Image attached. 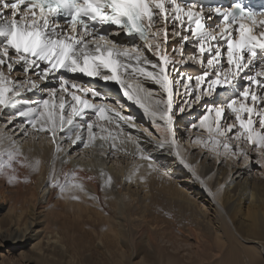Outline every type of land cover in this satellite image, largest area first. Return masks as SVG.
<instances>
[{
	"label": "snow or ice",
	"instance_id": "6c2138e0",
	"mask_svg": "<svg viewBox=\"0 0 264 264\" xmlns=\"http://www.w3.org/2000/svg\"><path fill=\"white\" fill-rule=\"evenodd\" d=\"M81 76L89 80L78 83ZM97 82L138 103L162 136L155 146L174 148L182 166L192 168L176 125L195 106L203 111L189 127L209 136L194 141L226 159L255 154L264 168V0H0V178L15 186L20 169L39 173L41 160L28 161L20 137H45L67 164L97 140L101 148L108 141L113 156L127 154L116 144L123 135L134 158L150 160L134 140L133 118L113 109ZM83 172L58 174L54 163L48 187L58 198L82 202L83 193L103 205L85 187L95 177ZM100 175L101 191L111 189V174Z\"/></svg>",
	"mask_w": 264,
	"mask_h": 264
},
{
	"label": "bare ground",
	"instance_id": "6f19581e",
	"mask_svg": "<svg viewBox=\"0 0 264 264\" xmlns=\"http://www.w3.org/2000/svg\"><path fill=\"white\" fill-rule=\"evenodd\" d=\"M17 76L19 77V74ZM83 78L84 81L89 80V78ZM132 83H138V81ZM97 84L103 90L107 89V91H112V89H114L122 93V90H120L118 86L112 82H108L107 88H104V85L99 82H97ZM146 87L155 88V85L149 83L146 85ZM130 102L137 105L135 107L140 112L145 114L144 109L141 108L138 103H135L134 101ZM101 124H103V122H101ZM125 131H128V129H125ZM133 137L134 140H137V136ZM158 137L160 140L162 139L161 135H158ZM20 139L22 141L23 155L27 157L28 161L32 162L36 159H39L42 163L39 173L30 172L28 169H20L21 182L15 186H9L5 182L4 178H0V204L9 203L10 211L8 212H13L14 217H17L14 220V231L12 230L14 232V237L19 235L22 227H26V225H28V220L25 221L24 224H21L19 217L21 218V215L24 213L34 214L39 208H41L40 205H42L44 202L45 204L46 202H51L48 204L53 206V208H51L50 206L45 205L48 207H45V209L47 208L46 210L49 212L46 215L47 219H55L53 223L61 219V216L64 217L65 214H69L73 217H81L83 214L89 212L87 208L88 204L89 206L98 204V207L101 205L99 202L89 200L83 193H78L81 195L82 201L78 202L67 197L58 198L59 194L55 189L48 187L47 190V188H43L48 184L50 179L49 175L51 174L53 166L51 164V160H53V158L56 160L54 147L52 143L43 136H41L39 139H37L35 136L28 138L20 137ZM125 139L126 138L123 135L118 137L116 140L117 146L126 149L129 153H134L135 144L122 143V141H125ZM149 141L151 140H148V142H143L142 144L154 147V149L157 150L155 152L168 149L167 152L174 153L173 148L165 147L164 149H161L155 145L152 146ZM99 144L100 141L97 140L94 146H90L88 149H82L80 154H78V151L73 152L70 162L67 164H61L59 160H57L56 170L59 174L61 169L64 171H71L76 167H80L84 169V172L81 174L82 176L95 177L93 181H84L86 189L92 194H96L102 198H105V204L109 205L108 207L114 209V211L111 212L114 213V216H110V214L107 213L109 216L105 217L107 218L106 223L100 225L101 230L104 231L105 234L110 232L111 234L117 235L118 231L123 232V229L126 228H132V230L136 229L138 236L141 237V239H146L147 245L153 248L160 256H163V253H166V250L168 249H166L163 245H171L174 241L175 235H180L194 241L196 254L199 258L198 262L195 264H264V185L252 184L251 188H249L250 183L247 181L248 178L244 179L241 173L234 172V168L230 169V167H232L230 163L224 162L223 167H220L223 162H221V165L219 164L220 166H217V162L215 160H212V163L207 162V158L200 162L199 157L196 158L190 156L189 158V153L186 152L185 158L188 164L191 163L190 165L192 167L193 165L198 166L199 163L201 164L202 170H204L205 173L203 178H205V176H207L212 171L217 172L214 184L208 186V189L212 196L215 197V199L220 203L221 211L217 210L216 213V223H218V229L215 232H212L213 230H211L209 227L210 222L207 221L206 212L198 205L197 200L192 195L195 192L191 194V192L188 193L185 190L181 191L178 186H176V183L169 181V184L171 183L170 186L165 187L168 183H165V186L161 185V190L165 193L163 195L167 198L170 197L169 200L173 202L175 207L178 208L180 212H184L185 210L182 207L184 206L182 203H185L188 208V210H186L187 214L184 216H180V214L175 226H171L169 224H165L166 222L164 223L162 221H158L157 217L150 218L147 216V212L152 206L148 203L149 201H146L150 196L151 191L156 190L154 189L152 182L155 181L157 177L159 170L158 165L154 164L153 169H149L147 165L148 163H151L150 160H138L133 171H129L128 168L124 167L117 168L115 165H110L107 162V159H109V155L111 154V148L109 147L108 141L104 142L103 149H100L98 151V155L94 156L96 151H94L92 148L99 146ZM0 147H2V145H0ZM106 147L109 148L105 149ZM140 147L144 154L149 156L150 152L147 149L144 150L142 145H140ZM107 151H110V153L108 154ZM182 152L183 151L181 150V153ZM88 153H91V155ZM106 153L107 158L105 159ZM101 154H104V156H101ZM61 155L63 156V154ZM96 159L101 160L100 163H97L98 161ZM137 168H139V172L135 173L134 170ZM103 170L106 172V174H111L114 180L113 187L104 192H102L100 189V185L103 182V177L100 175V173L103 172ZM230 173L233 174L232 179L222 194L221 186L223 182L228 179ZM129 175H132L130 177V182L129 178L126 179V177ZM25 177H27L29 182H23ZM140 177H146L147 183H143ZM203 178H201V180H203ZM123 180L126 182V184H132L140 187L139 189H142V191L145 193L144 198L142 197L143 200L135 197L137 195L134 196L131 193L130 188H123ZM9 187L13 188H10L11 191L15 188L14 191H10L11 195L13 193L15 197L6 195L5 189ZM39 189H41V192H38ZM195 189L199 191L197 187H195ZM20 191L23 193H20ZM19 193L21 194V197ZM39 196L43 198H38ZM41 199L45 201L42 202ZM126 199L128 201H126ZM244 203L247 204L246 210H243ZM57 207L59 210L54 209ZM60 207L65 208V211ZM222 210L225 212V214ZM62 211L66 213L63 215ZM115 218L120 220L115 221ZM228 219L233 224V226H235V230L232 229ZM49 222L51 223V221ZM53 223L51 226H47L46 224L44 229L48 230L51 227L49 229L50 231L53 229ZM65 223L67 222L64 221V223L61 224L66 225ZM68 224L69 223H67V225ZM53 230L50 231V233L53 232ZM32 232L37 233L34 230ZM105 234L102 236L104 237ZM243 240L255 244L256 246H245ZM259 247L263 249V252ZM121 254L124 255L123 253ZM122 255L115 253L109 258L111 261L116 260L117 264L119 263V259L117 258H123ZM167 259L168 264H178V261H176L173 257H169L167 255Z\"/></svg>",
	"mask_w": 264,
	"mask_h": 264
},
{
	"label": "rangeland",
	"instance_id": "374dc122",
	"mask_svg": "<svg viewBox=\"0 0 264 264\" xmlns=\"http://www.w3.org/2000/svg\"><path fill=\"white\" fill-rule=\"evenodd\" d=\"M18 74V72L13 73L10 78H18ZM77 82H84V78L80 77ZM41 84L44 86L45 82H41ZM108 92L112 97V99L108 101L111 107L117 111H122V114L131 116L133 118L136 126L132 131L133 136H137V140L141 142L140 145L144 147V150L147 149L150 152V162L153 165H158L159 168L157 177L155 181L152 182L154 189L156 190L151 191V194L146 201H149L148 203L152 206L147 212V216L150 218L157 217L158 221H162L164 223L166 222L165 224L175 226L179 215L181 214L180 216H184L187 214L186 210H188V208L185 203H182V205H184L182 207L185 209L184 212H180L179 209L175 207L173 202L169 200L170 197L167 198L163 195L165 193L161 190V185L165 186V183H168L165 186L168 187L171 185V183L169 184L170 181L176 183V186H178L181 191L185 190L188 193L191 192V194L195 192L192 195L197 200L198 205L206 212L207 221L210 222L209 227L211 230H213L212 232H215L218 229V223H216V213L217 210L221 211V207L220 203L210 193L208 186L214 184L217 172L212 171L207 176H205V178H203L205 173L204 170H202L201 164L199 163L198 166L193 165L191 169L182 166L178 159L174 158V148V153L167 152L168 149L155 152L157 150L154 149V147L142 144L143 142H148V140H151L149 142L153 146L156 145L157 141H160L156 131H154L155 126L151 124L147 115L140 112L135 107L137 105L128 101L121 92L114 89ZM113 100L122 103L123 109H119L117 104L113 103ZM202 111V109L194 106V108L190 110L189 113L184 114L183 117L177 122V143L179 145L180 152L181 150L183 151L182 154L184 157L186 152H188L189 158L190 156L196 158L199 157L200 162L207 158L206 161L210 163H212V160H215L217 162V166H220L221 162L226 160L225 163H230L232 166L230 169L234 168V172L241 173L244 179L248 178L247 181L250 183L249 188H251L252 184L264 185V168H261L256 162V159L254 158L255 154H252V157L247 162L243 161L242 159L236 160L234 157L226 159L224 154L217 156L214 151H210V145L206 147L203 143L194 141L192 139V137L195 136H200L202 139H206L209 136V133L205 131L198 132L196 129L189 127V125L193 123L195 118L199 116ZM3 115V113H0V116ZM4 118L7 119L6 116ZM0 123H2V121H0ZM144 129H147L148 132H151L152 137H148L146 134L141 135L140 133L143 132ZM108 148L109 147H106L105 149ZM92 149L96 151L94 156H97L98 151L103 148L96 146ZM81 150L82 148L78 150V154L81 153ZM249 152L251 153V149H249ZM107 153L109 154L110 151H107ZM107 153L105 154V159L107 158ZM88 154L91 155V153ZM101 156H104V154H101ZM96 160L98 161L97 163H100L101 161L98 159ZM138 160L141 161V159L134 158L132 152H127L126 154L125 151H118L115 153V156L110 154L107 162L110 165H115L117 168L124 167L128 168L129 171H133ZM56 161L57 159L55 160V158H53V160H51V164L53 165L56 163L55 166H57ZM223 165L224 162L220 167H223ZM192 169L195 170V174H193ZM232 175L233 174L230 173L228 179L223 182L221 186L222 194L226 190L227 185L230 183ZM131 176L132 175H129L126 177V179L130 178ZM197 176L199 179H197ZM201 178H203V180H201ZM122 182L123 188H130L131 193L134 196L137 195L135 197L143 200L145 193L142 191V189H139L140 187L132 184H126L124 180ZM195 187H197L199 191L196 190ZM10 188L13 189L12 187L5 189L6 195L15 197L13 193L11 195V192L14 191L15 188L12 191ZM43 188H47L48 190V184ZM41 189H39L38 192H41ZM20 193L23 192L20 191ZM38 198L43 197L39 196ZM41 201L44 202L45 200L41 199ZM126 201L128 200L126 199ZM48 203L49 202H46L45 204L44 202L42 205H40L41 208H39L34 214L24 213L21 215V218L19 217L21 224H24L25 221L28 220V225H26V227H22L19 235L15 237L13 228H15L14 220L17 217H14L13 212H8L10 211L9 203L0 204V264H116V260L111 261L109 258L115 253H118V255H122L121 253H123L125 255H122L123 258L115 257L119 259V263L117 264H168L167 255L178 261V264H195L199 260L196 254L194 241L180 235H175L174 241L171 245H163L166 249H168L166 250V253H163V256H160L153 248L147 245L146 239H141V237L138 236L136 229L132 230V228H126L123 229V232L118 231L117 235L111 234L110 232L105 234V232L101 230L100 225L106 223L107 218L105 217H108L109 214L110 216H114V213H111L114 211V209L108 207L109 205H106L105 202L103 205H99V207L98 204L91 206L88 204V207H86L88 208L89 212L83 214L82 216L85 215L84 217H73L69 214H65V208L60 207L62 210H64L62 211V214H65V216H61V219H59L60 221L58 220L55 223H53L55 219H47L46 215L49 212L46 210L48 207L45 205L53 208V206L49 205L51 202L49 204ZM45 207L47 208L45 209ZM246 207L247 204L244 203L243 210H246ZM54 209H58V207ZM223 213L225 214L224 211ZM119 220L120 219L115 218V221ZM49 221H51V223ZM64 221L69 224L67 225V223H65L66 225H62ZM228 222L230 223L232 229L235 230V226H233L229 219ZM52 223L54 224L52 226L54 230L51 229L50 231L53 230V232L50 233L49 229L51 227L48 230H45L44 228L46 227V224L47 226H51ZM31 230H34L37 233H34ZM104 234L105 236L103 237L102 235ZM117 242L120 243L118 244ZM243 242L245 246H256L255 244L246 242L244 240ZM259 248L263 252V249L261 247Z\"/></svg>",
	"mask_w": 264,
	"mask_h": 264
}]
</instances>
